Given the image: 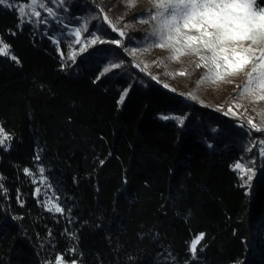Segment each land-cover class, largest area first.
<instances>
[{"label": "trees", "instance_id": "1", "mask_svg": "<svg viewBox=\"0 0 264 264\" xmlns=\"http://www.w3.org/2000/svg\"><path fill=\"white\" fill-rule=\"evenodd\" d=\"M43 2L55 15L38 7L39 24L20 23L30 0L0 5V39L19 61L0 56V127L11 137L0 146V264H264L254 133L134 63L105 72L117 44L80 51L69 33L96 12L108 33L95 22L91 35L125 40L99 2ZM237 162L254 168L250 188ZM49 201L64 211H49Z\"/></svg>", "mask_w": 264, "mask_h": 264}, {"label": "snow or ice", "instance_id": "2", "mask_svg": "<svg viewBox=\"0 0 264 264\" xmlns=\"http://www.w3.org/2000/svg\"><path fill=\"white\" fill-rule=\"evenodd\" d=\"M62 2L63 0H61ZM125 3L126 7L131 9L135 6L136 0H125ZM151 4L152 7L145 14L147 18H138L139 23L154 22L153 27L146 33V46L141 49L142 52H149L153 48L167 49L170 52L167 57L168 62L178 61L181 56L185 55L196 56L198 60L193 62L195 67H203L207 70L197 82L198 87L205 83L223 81L225 77L237 75L250 66V70L246 72L247 82L239 96L250 94L254 95L256 101H264V7L258 6L256 0H151ZM0 5L14 7L10 0H0ZM38 7L45 9L49 16L55 15L53 9L48 8L43 0H30V3L20 5L18 8L20 23H33L32 18L37 24L47 23V21H41ZM25 17H29V19L25 21ZM103 20L114 31H119L121 37L127 35L125 30L117 29L106 14L103 16ZM130 27L131 24L125 25L126 29ZM83 30H87L86 25ZM81 31L82 29L78 27L69 33L76 38L75 43L84 44L80 51H84L88 45L97 42L121 44L119 40L105 41L99 36L82 41L80 39ZM53 42L58 44L60 41L53 39ZM136 51V49L129 50L131 55H135ZM61 55L63 56V52ZM75 55L76 53L73 52L69 59L75 60ZM0 56H8L19 63L17 58L11 55L10 46L2 39H0ZM156 63L164 65L165 61L159 60ZM119 67L121 64L114 63L104 71L108 72ZM165 74L173 76V78L176 75L170 72ZM178 74L186 75L187 72ZM153 79L158 78L153 77ZM164 86L169 87L167 84ZM124 95H127V92ZM188 98L198 100L195 92L189 93ZM120 102H123V96ZM199 102L203 103V101ZM233 107L239 108L241 105H230L225 115H235ZM217 110L221 109L218 107ZM162 118L175 119L180 125L184 123L182 117L165 116ZM248 124L256 131H264L252 120H249ZM10 140V135L0 127V146L10 147V144H6ZM260 144L264 145V141H260ZM248 151H251V148ZM260 155L264 156V147L260 148ZM233 169L238 170V175L243 181L241 186L250 188V181L255 175L254 168L237 162L233 165ZM24 171L28 175H32L28 169ZM39 172L42 174L44 169L40 168ZM245 175H247V180L244 179ZM2 187L0 185V188ZM36 191L38 194L40 189ZM49 204L51 205L49 211L61 213L64 211L57 203L49 201ZM202 239L203 234H200L191 242L190 251L193 257L196 256L197 245ZM55 264H63V257H57Z\"/></svg>", "mask_w": 264, "mask_h": 264}, {"label": "rangeland", "instance_id": "3", "mask_svg": "<svg viewBox=\"0 0 264 264\" xmlns=\"http://www.w3.org/2000/svg\"><path fill=\"white\" fill-rule=\"evenodd\" d=\"M95 1L105 7L101 8L103 14H106L109 19L112 20L117 29L125 30L127 33L124 42L121 41V44L118 45L121 47L122 53H120L119 56L122 57V59H120L119 56L117 57V55L112 54V64L119 63L121 64V67L119 68L122 69L124 65H131L134 63L145 75L160 86L167 88L175 95L188 98L189 93L195 92L198 96V100L194 101H203L201 104L216 109L219 107L225 112L230 105H241L239 108L233 107L235 115H229L235 118L238 124L245 130L254 133L255 137L251 140V149H260L261 147H264V145L259 143L256 144L257 139L264 137V131H256L248 124V121L252 120L253 123L264 129V101H256L254 95L250 94H246L243 97L239 96L247 82L246 72L250 70V66L237 75L225 77L223 81H218L217 83H205L198 87L197 82L207 70L203 67H195L193 62L198 60L196 56L185 55L181 56L178 61L168 62L167 57L170 55V52L167 49L153 48L149 52L141 51V49L146 46V33L153 27L154 22L139 23L138 18H147L145 14L147 10L152 7L151 0H136L135 6L131 9L126 7L125 0ZM95 22H98L99 25H101L100 27L107 31V28L102 26L101 13L96 12L92 16H87L85 20L83 19L79 21L77 25L82 29L80 37L82 41L91 40L93 38L94 35L90 34V28ZM128 24H131V27L126 29L125 25ZM85 25L87 28L86 31L83 30ZM74 29H72L71 32ZM92 45L94 44L88 45L84 51L89 49ZM79 46L82 48L84 47V44L80 43ZM130 49H136V54L131 55L129 52ZM159 60H164L165 64H157L156 62ZM185 71L187 72L186 75L178 74ZM166 72L175 73L176 75L173 78V76L166 75ZM153 77H157L158 79H153ZM165 84L169 85V87H165ZM172 89H175V91H172Z\"/></svg>", "mask_w": 264, "mask_h": 264}, {"label": "built area", "instance_id": "4", "mask_svg": "<svg viewBox=\"0 0 264 264\" xmlns=\"http://www.w3.org/2000/svg\"><path fill=\"white\" fill-rule=\"evenodd\" d=\"M261 140H262V141H264V137H263V138H261V139H257V140H256V144H257V143H259V144H260V141H261Z\"/></svg>", "mask_w": 264, "mask_h": 264}]
</instances>
